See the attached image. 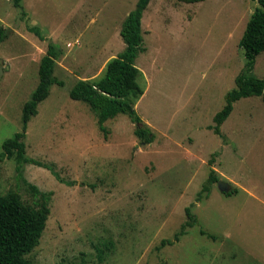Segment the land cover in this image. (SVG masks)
<instances>
[{
    "label": "rangeland",
    "instance_id": "obj_1",
    "mask_svg": "<svg viewBox=\"0 0 264 264\" xmlns=\"http://www.w3.org/2000/svg\"><path fill=\"white\" fill-rule=\"evenodd\" d=\"M138 0H0V154L21 132L47 47L55 83L26 125L25 155L0 162V197L15 192L49 214L32 264H264V102L242 98L214 133V116L244 67L240 41L251 0H151L135 61L143 95L133 107L153 135L141 145L125 115L105 137L69 92L94 83L125 45L121 25ZM33 29V31H30ZM251 75L264 79V52ZM217 183H209L210 170ZM58 179H57V176ZM236 190L222 193L218 182ZM207 186L208 191L202 188ZM31 187L37 189V194ZM44 195V197H43ZM195 220L183 230L186 210ZM204 232V234H202ZM171 241L161 247V241Z\"/></svg>",
    "mask_w": 264,
    "mask_h": 264
},
{
    "label": "trees",
    "instance_id": "obj_2",
    "mask_svg": "<svg viewBox=\"0 0 264 264\" xmlns=\"http://www.w3.org/2000/svg\"><path fill=\"white\" fill-rule=\"evenodd\" d=\"M177 1L194 4L205 0ZM251 1L256 2L258 7L251 14L240 41V48L244 55V67L235 79L236 88L226 94L225 106L214 116L215 126L211 129L217 135H220V127L232 112L235 102L248 97H261L264 102V79L251 75L257 56L264 52V0ZM20 2L21 0H12L15 8L21 7ZM150 2L151 0H138L134 9L124 19L119 34L125 48L107 63L103 77L94 83L80 80L69 92L72 100L88 105L96 117L99 131L105 137L107 130L104 124L108 120L119 115L127 116L135 125L134 135L141 145L152 143L154 138L150 129L142 123L132 103L143 95V89L138 83L140 72L135 61L138 55L144 52L141 20ZM8 33L9 30L0 28V43L8 37ZM59 56L60 53L52 44H49L39 64L38 85L22 109V130L2 143L0 162L4 159H14L17 172H21L23 165H34L50 170L47 166L25 155L24 139L27 123L36 114L37 106L47 98L50 86L55 83L52 70ZM217 181L215 171L211 169L207 182L209 184L217 183ZM31 189L37 194L36 188L31 187ZM208 189L204 186L202 191L205 192ZM233 193H236V190L226 195L230 196ZM47 199L44 198V212L36 213L24 205L15 192L0 197V264H32L24 257L30 254L39 243L41 229L49 214ZM186 217L187 221L182 226V233H177L174 241H178L179 235H183V230L195 224L189 209L186 210ZM171 243V241L163 240L161 247Z\"/></svg>",
    "mask_w": 264,
    "mask_h": 264
},
{
    "label": "water",
    "instance_id": "obj_3",
    "mask_svg": "<svg viewBox=\"0 0 264 264\" xmlns=\"http://www.w3.org/2000/svg\"><path fill=\"white\" fill-rule=\"evenodd\" d=\"M2 71H1V68H0V75H1ZM218 188L219 190L222 192V193H229L230 192V186L224 182H221L219 181L218 182Z\"/></svg>",
    "mask_w": 264,
    "mask_h": 264
}]
</instances>
